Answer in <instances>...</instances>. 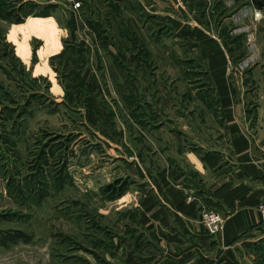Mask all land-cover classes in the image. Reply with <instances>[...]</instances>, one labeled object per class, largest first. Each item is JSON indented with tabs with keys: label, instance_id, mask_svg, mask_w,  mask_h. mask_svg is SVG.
Instances as JSON below:
<instances>
[{
	"label": "rangeland",
	"instance_id": "374dc122",
	"mask_svg": "<svg viewBox=\"0 0 264 264\" xmlns=\"http://www.w3.org/2000/svg\"><path fill=\"white\" fill-rule=\"evenodd\" d=\"M187 1L197 24L223 44L238 94L253 99L263 93L264 8L252 0ZM66 5L0 0V264H118L111 256L118 236L113 226L122 211L134 208L140 178L111 118L101 108L91 114L93 93L80 83L82 55L70 45L69 17L60 10ZM159 27L160 45L171 47L159 55L176 65L158 58L159 86L195 94V78L208 80L206 64H194L188 79L190 67L175 57L189 55L182 52L184 40L170 36L166 23ZM120 83L101 87L122 117L117 123L126 124ZM148 95L154 105L156 92ZM144 138L155 140L152 134ZM126 190L130 195L123 196ZM240 258V264H264V240L248 245Z\"/></svg>",
	"mask_w": 264,
	"mask_h": 264
},
{
	"label": "crops",
	"instance_id": "0c3cea01",
	"mask_svg": "<svg viewBox=\"0 0 264 264\" xmlns=\"http://www.w3.org/2000/svg\"><path fill=\"white\" fill-rule=\"evenodd\" d=\"M79 2L60 10L69 17L70 45L82 55L80 77L111 118L140 178L132 191L134 208L122 211L113 226L118 236L111 256L118 264H240L244 248L264 240L257 209L264 199V92L254 100L238 94L223 44L197 24L187 0ZM160 22L170 27V36L184 40L182 52L189 55L175 57L190 67L184 71L188 79L194 64L207 66L208 80L195 78V94L173 96L159 86L158 58L176 67L159 55L171 49L160 45ZM141 78L148 85H140ZM119 80L122 108L130 117L126 124L117 123L122 117L101 87ZM149 89L156 92L151 95L156 106ZM186 101L194 105L187 108ZM146 134L155 140L147 142ZM128 195L126 190L123 196ZM204 210L222 214L216 234L200 221Z\"/></svg>",
	"mask_w": 264,
	"mask_h": 264
},
{
	"label": "built area",
	"instance_id": "2783aa9c",
	"mask_svg": "<svg viewBox=\"0 0 264 264\" xmlns=\"http://www.w3.org/2000/svg\"><path fill=\"white\" fill-rule=\"evenodd\" d=\"M57 1V0H55ZM67 4L76 6L80 0H59ZM258 212L260 214L261 221L264 222V199L261 200L257 205ZM200 221L204 224L206 231L209 234H216L220 231L223 216L218 211L214 210H204L200 214Z\"/></svg>",
	"mask_w": 264,
	"mask_h": 264
},
{
	"label": "trees",
	"instance_id": "16d2710c",
	"mask_svg": "<svg viewBox=\"0 0 264 264\" xmlns=\"http://www.w3.org/2000/svg\"><path fill=\"white\" fill-rule=\"evenodd\" d=\"M252 1H254V5L256 7H258V8H264V3L262 2V0H252ZM80 83H81V85H84L85 84L86 85V88L89 90V92H92L93 93V97L92 98L90 97V102H92V103H90V109L92 110V113L91 114L93 116H95L97 114V113H95L96 108L97 109L98 108L99 109L101 108V110H102V106L98 103V101L96 99V94L94 93L93 88L91 86L87 85L82 79L80 80ZM107 187H110V185L107 186Z\"/></svg>",
	"mask_w": 264,
	"mask_h": 264
}]
</instances>
